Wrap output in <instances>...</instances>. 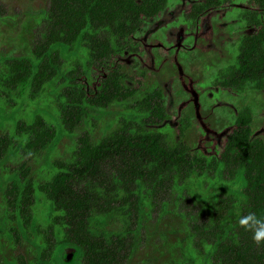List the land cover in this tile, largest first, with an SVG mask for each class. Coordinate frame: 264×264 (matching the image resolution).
I'll list each match as a JSON object with an SVG mask.
<instances>
[{
	"label": "trees",
	"instance_id": "16d2710c",
	"mask_svg": "<svg viewBox=\"0 0 264 264\" xmlns=\"http://www.w3.org/2000/svg\"><path fill=\"white\" fill-rule=\"evenodd\" d=\"M169 1L50 0L44 41L30 55L6 60L7 80L21 90L63 80L61 124L68 133H76L96 110L116 102L132 108L98 139L88 132L80 136L77 150L68 160L56 161L48 179L38 181L30 167H21L10 180L3 193L6 219L10 236L16 234L13 241L32 245L26 251H31L27 264H66L61 253L68 246L78 250L83 264H148L151 258L153 264H264V243L256 244L238 223L247 212L264 214V136L257 134L249 106L225 126L215 158L217 176L228 173L235 187L210 183L205 189L204 196L217 210L212 228L166 229L162 221V243L140 251L139 227L148 219V201L161 178L169 173L194 175L193 168L204 160L186 141L166 139L158 127L166 119L165 94L160 89L139 93L128 85L124 64L107 65L95 81L86 66L80 72H62L63 60L73 54L86 61L122 54L121 43L137 42L143 24ZM226 2L192 0L188 14L202 18ZM243 17L248 31L239 37L236 61L223 84L236 92L263 90L264 0H250ZM55 136L56 129L40 116L19 122L13 136L0 134V160L14 150H45ZM84 179L87 185L78 188ZM163 209L170 219L175 216L166 204Z\"/></svg>",
	"mask_w": 264,
	"mask_h": 264
},
{
	"label": "rangeland",
	"instance_id": "374dc122",
	"mask_svg": "<svg viewBox=\"0 0 264 264\" xmlns=\"http://www.w3.org/2000/svg\"><path fill=\"white\" fill-rule=\"evenodd\" d=\"M191 2L170 0L156 18L143 24L135 38L137 42L121 43L124 52L112 59H89V62L73 54V58L63 60L62 72H80L86 66L87 75L93 81L99 79L107 65L121 63L125 65L123 71L128 85L137 88L139 93L160 89L165 94L166 119L158 127L167 140L186 141L204 160L193 168L194 175L169 173L161 178L148 201V219L139 227L140 251H151L162 243L163 230H159L162 221L166 229L173 225L184 230L194 226L212 228L217 210L204 196L205 189L210 183H215V187H224V184L228 189L235 187L236 181L228 173L217 176L215 158L226 136L225 126L241 108L252 109L254 128L264 136V89L248 87L236 92L223 84L227 69L236 61L239 37L248 31L243 10L250 0H227L223 7L197 19L188 14ZM49 6L50 0H0V134L13 136L19 122L30 123L37 116L56 129L55 140L45 150H14L0 160V264H27L26 253L29 255L31 251H26L32 250L30 243L13 241L15 233L10 236L3 197L6 186L21 167H30V173L38 181L48 179L54 163L68 160L77 150L80 136L88 132L93 139H98L115 128L117 121L132 109L116 102L105 110H96L94 117L86 118L76 133H68L61 124L62 79L54 78L43 89L23 90L7 80L6 60L28 56L36 44L44 41ZM86 185L84 179L77 187ZM164 204L174 209L175 216L171 219L163 209ZM200 236L201 233L196 240ZM73 248L66 247L61 259L65 261L66 253ZM152 260L148 264H153ZM83 262L78 257L72 263L65 261L66 264Z\"/></svg>",
	"mask_w": 264,
	"mask_h": 264
},
{
	"label": "clouds",
	"instance_id": "9594fccd",
	"mask_svg": "<svg viewBox=\"0 0 264 264\" xmlns=\"http://www.w3.org/2000/svg\"><path fill=\"white\" fill-rule=\"evenodd\" d=\"M238 223L244 231L251 233L256 244L264 243V214L247 212L239 217Z\"/></svg>",
	"mask_w": 264,
	"mask_h": 264
},
{
	"label": "water",
	"instance_id": "95a60500",
	"mask_svg": "<svg viewBox=\"0 0 264 264\" xmlns=\"http://www.w3.org/2000/svg\"><path fill=\"white\" fill-rule=\"evenodd\" d=\"M77 256H78V250L76 248L70 249L65 255L66 258L65 261L67 263H72L76 260Z\"/></svg>",
	"mask_w": 264,
	"mask_h": 264
}]
</instances>
